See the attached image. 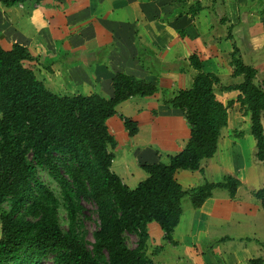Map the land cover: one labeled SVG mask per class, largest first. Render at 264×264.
<instances>
[{"label": "crops", "instance_id": "1", "mask_svg": "<svg viewBox=\"0 0 264 264\" xmlns=\"http://www.w3.org/2000/svg\"><path fill=\"white\" fill-rule=\"evenodd\" d=\"M195 2L201 9L191 14ZM253 2L27 0L22 5L0 6V48L9 50L14 44L27 48L36 58L32 63L35 77L52 94L96 93L109 99L110 80L117 72L157 88L150 97L118 104L115 115L106 121L115 141L112 153L118 150L110 169L129 189L147 176L141 164L166 162V157L179 153L188 140L183 113L161 103L164 94L191 86L196 72L188 66L187 58L196 54L201 72L219 80L215 97L231 106L216 152L200 163L198 171L178 170L174 178L184 190L205 181L220 182L215 176L221 177V173L234 175L240 185L232 199L224 190H213L199 208L187 209L188 203H183L170 241L164 240L163 233L162 244L148 236L144 254L151 264H248L250 259L264 258L262 211L250 195V190L263 186L264 169L251 156L247 162L243 158L245 146L254 150V141L248 132V116L239 113L237 92L219 90L241 80L231 77L228 64L233 45L241 50L242 61L252 66L256 75L264 71L263 57L260 59V50L264 51V10L255 16V28L259 26L253 30L248 25L251 15H258L252 10L256 8ZM226 76L233 82L225 83ZM121 117L135 123L133 136L127 135ZM242 117L248 120L246 130L240 137L232 136V132L241 131Z\"/></svg>", "mask_w": 264, "mask_h": 264}, {"label": "trees", "instance_id": "2", "mask_svg": "<svg viewBox=\"0 0 264 264\" xmlns=\"http://www.w3.org/2000/svg\"><path fill=\"white\" fill-rule=\"evenodd\" d=\"M26 1L0 0V6ZM200 9V3L195 2L190 12ZM35 60L23 46L0 48V264H36L44 255H50L53 264H151L144 254L148 224L155 223L164 240L170 241L183 197L194 209L213 190L234 197L240 185L234 175L188 190L174 178L178 170L198 171L200 163L214 155L231 106L216 99L214 89L219 80L201 72L196 54L187 58L188 66L196 72L191 86L161 98L164 106L183 113L188 140L179 153L166 157V162L141 164L147 176L134 189L110 169L115 141L106 121L115 115L118 104L150 97L157 88L117 72L110 80L109 99L96 93L58 96L35 77ZM228 64L231 77L241 80L221 89L237 92L239 113L248 116V132L254 141L253 160L264 166V80L255 82V69L242 61L234 45ZM121 121L127 135L133 136L135 123L123 117ZM41 172L48 183L40 177ZM250 195L264 211V184L250 190ZM84 203L93 205L97 221L90 243L81 232ZM3 205L5 209H1ZM59 210L65 227L60 224ZM126 234L137 237L135 247L127 246ZM247 263L264 264V258Z\"/></svg>", "mask_w": 264, "mask_h": 264}, {"label": "rangeland", "instance_id": "3", "mask_svg": "<svg viewBox=\"0 0 264 264\" xmlns=\"http://www.w3.org/2000/svg\"><path fill=\"white\" fill-rule=\"evenodd\" d=\"M251 1H254L253 2V4H256V8L255 9H252L253 11H256V13L258 14V15H256V14H253V12H252V14L253 15H251L252 16V18L250 19V21L248 22V25H249V27H252L253 26V30H255L259 25H257V27L255 28V26H256V23H258L257 22V19H255V16H260L261 15V10L263 9L264 10V3H261L260 1H263V0H251ZM174 2H175V0H174ZM260 2V3H259ZM208 3V2H207ZM262 10V11H263ZM233 45V44H232ZM232 47V46H231ZM240 48V47H239ZM232 49V48H231ZM249 50H250V48H249ZM249 50H245V49H243L242 50V52H244V53H247V52H249ZM241 51V50H240ZM240 51H239V53H240ZM241 54V53H240ZM249 54V53H248ZM247 54V55H248ZM264 54V51L263 50H260V59L262 60V57H263V60H262V62H264V56H262ZM241 56V55H240ZM258 57H259V55H258ZM259 59V60H260ZM264 68V67H263ZM255 80H256V83H258L259 84V82H261V81H263L264 80V71L263 72H261V73H259V74H257V75H255ZM226 81L227 82H233L232 80H230V78H229V76H226V80L224 81L225 83H226ZM220 86V85H219ZM220 92H222V89H221V87H220ZM223 91H225V90H223ZM240 121H242L241 122V126H240V130L241 131H235V132H232L231 133V135L232 136H236V134H238V133H242V131H244V130H246V123L248 122V120H247V117H242L241 118V120ZM263 125H264V121H263ZM114 132V131H113ZM114 136V135H113ZM117 138H119V136H116ZM121 142V139H119L118 140V143H120ZM242 145H247L245 142H243V144ZM116 151H118V150H116ZM116 151L115 152H113V154L114 155H116ZM119 151H120V149H119ZM111 152H112V150H111ZM253 152H254V150H253V148H250V146H245V148H244V150H243V158L245 159V161L247 162L248 161V157H250L251 156V158L253 159ZM249 162H250V160H249ZM257 164V163H256ZM263 169H264V166L263 165H260ZM224 176V173H221V177H219L218 175L217 176H215V178H216V180H222V177ZM40 177L46 182V183H48L49 182V179H48V177L46 176V174L44 173V172H41L40 173ZM219 178V179H218ZM51 187H54V185L53 184H51L50 185ZM185 202H187L188 204H187V209H193L191 206H190V204H189V200H188V198L187 197H183L182 199H181V201H180V208H182V204L183 203H185ZM84 205V212H83V216H84V218L82 219V225H81V232H82V234H83V238H84V240L87 242V243H90L91 241H92V232L97 228V221H96V216H95V213H94V207H93V205H91V204H89V203H84L83 204ZM6 208V205H3L2 206V208L1 209H5ZM262 211V213H260V220H261V222L263 223V225H264V211L263 210H261ZM59 221H60V224H61V226L62 227H65V224H64V220H63V213L61 212V210H59ZM263 229H264V226L262 227ZM146 231H147V234H148V236H149V240H152V239H154L155 241H158L160 244H162V238H161V230L159 229V227L155 224V223H150V224H148L147 225V227H146ZM260 236V235H259ZM203 236H201V238H202ZM259 238H261V237H259ZM124 239H125V242H126V244H127V246L128 247H130V248H133V247H135V244H136V241H137V237L135 236V235H132V234H130V235H128V234H126V235H124ZM203 241H207V239L204 237V239H203ZM168 250L170 251V249H167L166 251L168 252ZM176 252L178 253V252H180V249H179V251L178 250H176ZM36 264H53V261H52V258H51V256L50 255H44V256H42L38 261H37V263Z\"/></svg>", "mask_w": 264, "mask_h": 264}]
</instances>
